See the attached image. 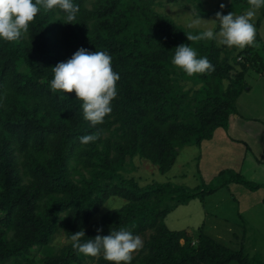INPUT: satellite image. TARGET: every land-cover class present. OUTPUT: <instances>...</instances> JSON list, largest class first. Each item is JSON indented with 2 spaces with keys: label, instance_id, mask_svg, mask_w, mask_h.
<instances>
[{
  "label": "trees",
  "instance_id": "16d2710c",
  "mask_svg": "<svg viewBox=\"0 0 264 264\" xmlns=\"http://www.w3.org/2000/svg\"><path fill=\"white\" fill-rule=\"evenodd\" d=\"M163 1L182 0H73L79 6L73 24L59 8L41 7L21 38L0 41V264H85L87 258L86 264H110L102 252L79 254L72 242L49 252L59 227L69 240L81 230L85 240L121 228L134 235L151 230L132 264H264L202 229L194 244L187 231L164 223L168 212L216 188L141 185L124 174L126 158L134 156L166 171L181 147L226 128L247 89L245 73L264 70L258 32L253 45L228 61L215 41H190L187 36L200 32L157 11ZM247 7L249 0L228 6L233 12ZM204 12L197 9L199 16L214 13ZM181 44L207 57L214 71L188 76L176 68L171 61ZM80 48L109 53L120 77L111 113L95 126L83 118L74 91H53L49 84L52 68ZM87 134L98 138L81 144ZM81 169L90 176L74 178ZM228 181L256 187L238 174ZM111 196L127 202L104 214L98 233L90 220Z\"/></svg>",
  "mask_w": 264,
  "mask_h": 264
},
{
  "label": "rangeland",
  "instance_id": "374dc122",
  "mask_svg": "<svg viewBox=\"0 0 264 264\" xmlns=\"http://www.w3.org/2000/svg\"><path fill=\"white\" fill-rule=\"evenodd\" d=\"M230 3L231 0H182L178 3L163 1L156 6V10L167 14L188 30L201 33L206 27L219 30L214 22L216 13L227 15L233 12L228 8ZM197 9L205 11L204 13H214L199 16ZM248 9L233 13L240 15ZM197 17L205 20L198 26L192 24V20ZM252 22L264 42L262 8L257 11ZM218 46L221 56L228 61L241 50L237 47ZM245 81L247 89L238 96L236 113L229 117L226 128H216L213 136L200 144L181 147L173 165L166 171H160L156 163L139 156L127 157L123 170L125 175L136 178L141 185L154 181L182 186L189 191L200 185L216 188L203 199H191L187 204L168 212L164 223L171 230L187 231L194 244L198 242V229H202L206 235L218 240L228 249L242 250L264 263V70L259 73L254 68H249L245 73ZM109 134L107 132L105 136L108 137ZM228 169L231 170L230 173L225 172ZM235 174L256 187L228 181ZM82 175L89 177L90 172L81 169L74 178L81 179ZM224 181H227L226 185H222ZM126 202L121 197L111 196L93 215L89 227L98 229L104 214L120 208ZM151 232L148 230L139 235L143 244ZM70 242L64 230L59 227L51 236L48 251L61 249ZM139 250L133 253V258ZM43 255L44 251L39 254L41 257ZM89 261L87 258L85 264Z\"/></svg>",
  "mask_w": 264,
  "mask_h": 264
},
{
  "label": "clouds",
  "instance_id": "9594fccd",
  "mask_svg": "<svg viewBox=\"0 0 264 264\" xmlns=\"http://www.w3.org/2000/svg\"><path fill=\"white\" fill-rule=\"evenodd\" d=\"M249 5V9L240 15L233 12L223 15L217 12L214 22L219 27L218 31L206 27L201 33L187 36L188 39H206L215 41L218 45L240 49L253 45L257 33L252 20L257 11L264 8V0H249ZM41 7L47 10L59 8L66 13L69 24H73L79 11V6L73 0H0V41L11 42L21 38ZM203 21L205 20L197 17L192 20V24L198 26ZM171 63L188 76L214 71V66L207 57L198 56L196 50L186 44L175 48ZM52 71L53 78L49 82L51 90L63 93L74 91L77 100L81 101L83 118L91 126L102 124L112 111L111 102L117 95L116 82L120 78L112 68L110 54L80 48L69 59L54 66ZM97 138L94 134H87L80 137V143L88 144ZM101 231L102 229H97L98 233ZM83 237V230L71 235L73 248L79 254L89 257L102 252L103 259L110 264H132L133 253L143 247L142 238L124 228L111 230L106 236L98 234L95 238L86 240Z\"/></svg>",
  "mask_w": 264,
  "mask_h": 264
}]
</instances>
